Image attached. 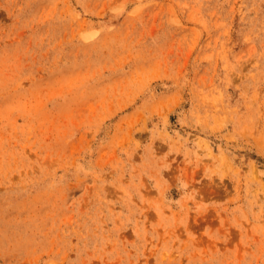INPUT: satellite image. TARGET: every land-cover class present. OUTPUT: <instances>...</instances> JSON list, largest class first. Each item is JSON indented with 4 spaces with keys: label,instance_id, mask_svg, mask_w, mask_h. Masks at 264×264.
Segmentation results:
<instances>
[{
    "label": "rangeland",
    "instance_id": "rangeland-1",
    "mask_svg": "<svg viewBox=\"0 0 264 264\" xmlns=\"http://www.w3.org/2000/svg\"><path fill=\"white\" fill-rule=\"evenodd\" d=\"M0 264H264V0H0Z\"/></svg>",
    "mask_w": 264,
    "mask_h": 264
}]
</instances>
